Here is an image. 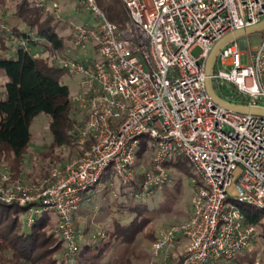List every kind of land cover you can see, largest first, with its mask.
<instances>
[{
	"label": "built area",
	"instance_id": "1",
	"mask_svg": "<svg viewBox=\"0 0 264 264\" xmlns=\"http://www.w3.org/2000/svg\"><path fill=\"white\" fill-rule=\"evenodd\" d=\"M57 1L39 0L50 3L80 50L59 64L79 78L71 101L85 120L72 133L79 144L91 145L77 159L51 169L46 185H32L24 176L12 181L8 169L0 167V201L37 203L28 208V224L54 211L65 252L74 256L80 236L73 221L83 194L106 175L129 185L144 139L152 158L141 171L137 196L166 184L165 164L172 154L184 156L202 181L190 219L153 243L157 264H169L179 238L186 242L180 264L229 261L249 249L257 234L238 207L264 210V117L216 106L206 92L205 70L219 41L264 20V0H120L128 17L121 24L110 22L96 0H74L75 11L86 15L74 23L58 13ZM89 41L97 46L96 60L89 57ZM195 47L200 49L196 57L191 55ZM241 48L236 40L220 47L211 81L218 87L231 84L247 99L235 105L264 108V31L251 65H241Z\"/></svg>",
	"mask_w": 264,
	"mask_h": 264
},
{
	"label": "trees",
	"instance_id": "2",
	"mask_svg": "<svg viewBox=\"0 0 264 264\" xmlns=\"http://www.w3.org/2000/svg\"><path fill=\"white\" fill-rule=\"evenodd\" d=\"M57 2L59 3V0ZM96 2L110 22L121 24L127 20L125 8L120 0ZM0 8L6 12L10 11L0 20V70L7 77L3 93L0 94V167L8 169L12 181L26 175L34 185L37 179H33L31 173H25V154L30 143V126L33 119L41 114L48 116L51 119V130L55 134V143L62 145L65 140L55 129L60 126L65 113L74 107L68 87L58 81V75L67 72L60 66L59 59L70 57L64 50L65 37L60 33L66 26L55 19L50 3L16 0L12 5L11 0H0ZM261 34L262 32L258 33ZM67 40L73 45L72 38ZM212 87L223 100L234 104H247V99L240 96L231 84L226 83L218 87L213 82ZM72 122L73 118L68 122L70 131ZM73 135L76 139L75 134ZM68 145L78 148L79 157L89 148L91 142L79 144L70 139ZM145 153L151 154L144 157ZM135 158L132 181L127 186H120L121 193L126 196H137L141 192V171L151 165V162L147 165V161L152 158L151 149H145L144 146L136 153ZM183 158L185 157L182 155L172 154L165 164L166 169L175 166ZM41 169L43 174L39 180H47L50 183L49 172L46 168ZM170 178L171 174L168 172V181ZM198 185L202 184L195 186L196 192L200 187ZM106 189L110 190L108 184ZM157 189H152L150 194L144 196L152 195ZM30 206L39 205L33 203L20 206L0 201V264H127L132 261L131 258L145 240L155 242L161 233L175 226L172 223L156 222L160 214H154L152 205L148 203L119 204L115 211L100 210V217L96 221L98 223H101L106 215H116L110 223L103 221L99 230L94 231L88 227L80 231L74 221L75 232L80 236L77 242L78 251L74 256H68L56 231L55 212L44 211L28 224L25 217ZM244 207L246 206L238 207L244 223L257 231L261 219L258 212L264 210ZM157 213L171 214L172 209H159ZM182 240L179 238L178 243L170 250L169 264H180L186 248L180 246ZM249 254L248 251H242L229 261L219 259L210 264H253V261L249 260ZM157 263L158 261L152 260V264Z\"/></svg>",
	"mask_w": 264,
	"mask_h": 264
},
{
	"label": "rangeland",
	"instance_id": "3",
	"mask_svg": "<svg viewBox=\"0 0 264 264\" xmlns=\"http://www.w3.org/2000/svg\"><path fill=\"white\" fill-rule=\"evenodd\" d=\"M19 2V0H17ZM16 3V0H11V4ZM74 5L69 4L68 7L65 8L61 6L59 3L58 13L60 15H64L67 18L71 19L74 23L82 22L86 15L82 12L75 13ZM73 8V9H72ZM70 11L68 14L64 11ZM10 11L6 12L2 8H0V20L1 17L9 14ZM2 25L4 23L2 22ZM56 32V30L54 31ZM64 39V50L72 55H77L80 53V50L68 42L67 38H72L73 34L70 28H64L62 32H60ZM261 35L258 34H248L243 35L236 39L237 43H243V47L241 48V56L240 63L242 66H249L252 64L251 57L253 55V50L260 41ZM89 52L91 55L89 57L91 60L97 59V46L93 41L87 42ZM63 50L62 54L65 53ZM200 53V49L195 47L191 50V55L196 57ZM58 81L60 84L68 87L70 98L73 97L79 91V78L73 75H70L67 72H62L58 75ZM7 82V77L5 73L0 70V94L3 93L4 84ZM74 107H71L63 117V120L55 129V132L59 134L65 141L62 145H57L55 143V134L51 130V119L44 115H38L33 119L30 126V143L28 145V149L25 154V173H31L33 179H37L34 185H44L48 184L47 180H39V177L43 174V170L46 168L50 174L51 169L55 167H61V165H66L67 163L77 159V151L78 148L75 146L68 145V140H72L73 142H77V139L74 138L75 133H72V130H69V121L73 118L74 122H72V129L74 126H78L84 123L85 115L81 113L78 109V106L72 103ZM72 134V135H71ZM78 143V142H77ZM145 146V140H141L139 145V150L143 149ZM151 153H145L144 157H148ZM151 162V159L147 161V165ZM150 167V166H149ZM148 167V168H149ZM46 171H44L45 173ZM171 174V178L166 184L159 187L155 192H153L150 196H126L121 193L120 189V181L116 178H112V187L110 190L102 187L98 188L96 193L90 195L89 201L84 202L79 207V210L82 209L80 217H76L74 215V221L77 224L78 230L82 231V229L90 228L91 230H99L101 229L103 223H110L112 217L116 214L111 215L110 217H106L101 221V223L96 222L98 217H100L101 211H115L119 204L122 205H135V204H144L148 203L152 205L154 214H160L156 219V222L159 224H173L172 228L180 227L184 225L190 218V215L193 211V199L195 196V186L197 184H202L201 178L193 168V166L189 163L186 158H183L179 163L171 168L167 169ZM24 176V175H23ZM26 177V175L24 176ZM26 179L31 184L32 182L28 177ZM101 186V185H99ZM200 186V185H198ZM95 188V189H96ZM176 198V199H174ZM84 201V200H83ZM248 209L247 207H244ZM160 211H164L166 209H172V213H157ZM260 216V222L256 228V238L254 242L251 244L248 251L250 261H253V264H264V212H258ZM57 218V217H56ZM130 218V217H129ZM125 219V218H124ZM126 220V219H125ZM128 220V218H127ZM73 221V222H74ZM110 221V222H109ZM158 227V226H157ZM170 228V229H172ZM168 229V230H170ZM167 230V231H168ZM89 232V231H88ZM91 232V231H90ZM153 241L145 240L140 246V249L137 250L134 254V257L131 258L132 261L127 264H152L153 255H152V247ZM181 247L186 246V242L182 240ZM182 251V249H181ZM171 253H169L170 255ZM132 262V263H131Z\"/></svg>",
	"mask_w": 264,
	"mask_h": 264
},
{
	"label": "water",
	"instance_id": "4",
	"mask_svg": "<svg viewBox=\"0 0 264 264\" xmlns=\"http://www.w3.org/2000/svg\"><path fill=\"white\" fill-rule=\"evenodd\" d=\"M264 31V20L261 21L259 24L245 28L243 30L236 31L234 33H231L224 37L221 41H219L211 51L209 55V59L206 64V70H205V75H206V80H205V86H206V92L209 95L211 101L219 107H222L227 110H231L233 112L239 113V114H251V115H257L264 117V108L261 107H248L244 105H235L231 102L225 101L221 99L217 94L215 93L213 87H212V81H211V75L214 69L213 65V58L216 54V52L220 49V47L231 41V40H236L237 38L243 36V35H248V34H258L260 32Z\"/></svg>",
	"mask_w": 264,
	"mask_h": 264
},
{
	"label": "crops",
	"instance_id": "5",
	"mask_svg": "<svg viewBox=\"0 0 264 264\" xmlns=\"http://www.w3.org/2000/svg\"><path fill=\"white\" fill-rule=\"evenodd\" d=\"M59 3L61 4V6L62 7H68V5L69 4H71V5H74V3H75V1L74 0H59ZM73 8H74V6H73ZM72 8V9H73ZM66 9V8H65ZM65 13H69L70 11L68 10H66V11H64ZM75 13H78V12H72V14L74 15ZM64 28H66V27H64ZM241 47H243V43H241ZM106 184H108V186H109V189H111V187H112V177H109V176H105L103 179H102V181H101V183L99 184V185H101V186H97V187H100V188H102V187H104V188H106ZM121 186V185H120ZM98 188H96V189H94V190H92L91 192H88V193H85V194H83V196H82V203H81V205L82 204H84V202L86 203V202H88L89 201V197H90V195H92V194H94V193H96V191L95 190H97ZM84 200V201H83ZM80 205V206H81ZM79 206V207H80ZM80 212H82V209H80L79 210V208H78V210L76 211V213H75V216L76 217H80V215H81V213Z\"/></svg>",
	"mask_w": 264,
	"mask_h": 264
}]
</instances>
